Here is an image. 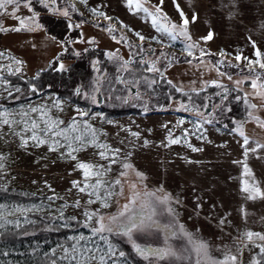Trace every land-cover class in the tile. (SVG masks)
I'll return each mask as SVG.
<instances>
[{
  "label": "rangeland",
  "instance_id": "374dc122",
  "mask_svg": "<svg viewBox=\"0 0 264 264\" xmlns=\"http://www.w3.org/2000/svg\"><path fill=\"white\" fill-rule=\"evenodd\" d=\"M176 2L190 20L194 11L198 15L195 23L189 24L192 40L199 45V48L194 50L193 57L200 56L199 49H204L218 57H220L218 53L224 50L228 55L220 58L226 60V70L216 68L215 58L211 59L208 55L199 59L188 57L182 51L184 41L181 38L173 42L162 36L152 26L150 17L145 16L143 12L129 9L127 0H87L86 5L76 2V11L70 13V19L49 12L40 14V23L44 29L36 32L11 31L10 29L17 26L18 21L10 15L13 9L9 6L8 12L0 15V26L8 29L0 31V53L3 54L0 55V100L8 98L9 92L11 94L17 92L18 87L11 86L9 77L18 76L25 80L48 70L61 74V71L56 70L61 62L67 69L71 65L77 68L84 66L87 77L77 78L81 72L78 71L76 77L67 78L69 89L61 91L62 94L59 96L54 94L56 91L49 90L38 94L39 96L30 102L13 108L0 106V111L8 110L17 113L29 106H51L54 100H59L62 102V111L53 108L51 114L63 119L67 124L73 117L81 119L77 109L85 111L84 105H77L74 100L93 108L100 107L82 120L88 121L99 132L105 133L100 136L101 142L121 150L120 160L112 166L108 179L119 176V173L123 171V163L133 164L134 168L145 176L143 181H137L135 175L130 174V179L137 182L139 187H146L152 191L163 188L164 192L173 198L170 206L177 213L175 217L177 232H179V225H184L189 232L210 244L213 256L222 258L223 253L229 249L233 254L236 253V245L240 243L237 238L246 230L264 233V200H247L245 194L240 191L243 172V164L240 162L245 159V147L243 137L235 129L238 122L247 118V109L243 99L237 100L236 97H243L244 93L251 92V89L246 81L240 86V90H235L234 81L248 76L249 73L244 62H240L239 66L235 67L236 70L227 63L237 65L238 62L234 59L237 53L255 59L254 49L251 46L253 41L261 52H264V27H261L264 25V0H241L240 14L232 18H229L231 9L226 6L228 0H191V4L189 0H176ZM150 3L156 5L159 0H150ZM59 4L62 7L66 6L64 0H59ZM93 8L104 12L112 19L105 21L102 17L97 18L91 11ZM163 12L171 21L180 22L173 0H164ZM17 15L30 14L22 7ZM52 17L57 20L64 18L73 27L61 30L62 36L57 35L56 38L54 33L50 32L53 25ZM76 24L80 27H74ZM110 24L116 29L112 34L102 30L103 26L108 27ZM121 25L127 27H121ZM210 31L214 34L213 39L202 40L201 38L206 37ZM136 32L147 38L145 43L182 54L180 62L163 69L165 78H161L159 74L143 71L138 68L139 64H130L128 72L120 71L121 63L113 62L114 58L111 59L113 63H108V55V58L104 57L112 53L115 47H121L123 43V40H120L121 37H125V41L140 42L134 34ZM113 36L116 39H113ZM53 37L55 39H52ZM153 37L156 39H152ZM74 38L78 40L72 43ZM157 39L170 46L164 47L162 43L156 42ZM90 40L95 42L89 43ZM117 40L120 42L117 43ZM87 50L92 52V58L85 53ZM74 52H79L80 55H74ZM17 60L22 63L17 64ZM189 60L191 63L187 62ZM94 62L96 67L93 66ZM77 68L72 71L75 73ZM96 68H99V71ZM219 72L230 74L232 80H229L227 75L220 76ZM133 73L136 78L147 76L157 81L156 93L159 94L157 96L153 93L154 85L149 88L144 81H141L138 86L140 90H146L148 94L155 96L153 101L156 104L155 109L145 110L139 115L132 111L134 114L106 117L104 113L107 110H132L135 106L144 109L143 100L133 102L130 99L128 103H123L122 100L115 99L116 96L131 97L130 91L123 87L124 84L116 82V77L124 76L125 79H131ZM104 77L106 80L99 87L98 82ZM97 78H99L98 81ZM169 80L172 84L168 83ZM213 80L219 81L230 90L227 99H223L222 89L213 86H208L207 89L211 90L209 94L197 95L191 91L193 88L200 91L206 86L205 82ZM173 85L182 87L184 92L192 97L191 103L201 106L200 109L203 105L212 104L214 109L208 118L213 121H222L223 117L228 119V116L237 113V117L231 120L235 128L230 129L226 126L222 129L213 123H203L201 115L184 109L177 110L181 103H190L188 96L177 92ZM94 87L102 89L104 101L100 106L98 92L95 93L96 103L85 98L84 95L75 93L77 88L91 93ZM252 102L261 104L259 99H253ZM161 104L165 105L164 109L160 108ZM256 114L264 119V109L258 110ZM181 121L183 123H180ZM243 129L250 141L248 148L256 147L257 143L264 144V128L259 127L254 121H248L244 123ZM133 133H138V136H134ZM0 134L3 135L0 139V155L5 157L3 161H0L3 164L0 170V204L6 205L7 209L12 211V215L7 216L9 223L4 228L31 224L29 221L35 222L34 214L61 217L63 213V216L74 217L83 224V227L71 237L79 235L87 237L91 236V232L88 227H84L87 222L84 216L85 211L99 210L100 214L109 215L117 212L119 207L127 202L124 197H114L107 209L100 208L99 202L88 204L87 194L72 188V182H82L83 176L74 168L76 161L60 158L65 149L51 152L47 145L33 147L31 142L27 148H22L19 137L13 135L7 126L0 129ZM169 135L174 139L179 138L181 142L169 144ZM188 144L202 151L194 152ZM96 151L95 148L90 147L87 151L77 154L78 160L108 163L100 160L98 155H94ZM247 163L253 171L255 180L264 189V148H259L255 152L249 151ZM4 191L27 192L33 198L27 203H11L2 198ZM128 194L127 183H125V196ZM50 197L52 199H49ZM76 201L80 202L79 207L75 206ZM242 207L247 212L246 217L240 211ZM15 208L31 209V211H13ZM160 219L162 222H167L172 217L165 214ZM221 219L225 220L224 225L219 224ZM110 236H114L129 247L135 263L150 264L149 260L143 259L132 250L126 238ZM110 236L109 240L115 245ZM93 241L101 246L104 245L98 237H94ZM138 242L155 247L162 244V236L159 233L138 234ZM171 243L179 249L186 242L183 239H173ZM69 246H60L53 251V254L60 259L63 256V248ZM115 246L120 251L118 245ZM258 253V248L249 245V248L240 255L241 264H250L254 257L259 258ZM123 260L124 258H120L117 264H122ZM62 261L67 264V261ZM109 264L112 262L109 261ZM127 264L133 263L127 259ZM151 264H187V262L174 259L158 262L153 258Z\"/></svg>",
  "mask_w": 264,
  "mask_h": 264
},
{
  "label": "snow or ice",
  "instance_id": "6c2138e0",
  "mask_svg": "<svg viewBox=\"0 0 264 264\" xmlns=\"http://www.w3.org/2000/svg\"><path fill=\"white\" fill-rule=\"evenodd\" d=\"M79 2L82 4H87V0H64L66 6H60L59 0H0V15L8 12L9 6H12V12L10 15L18 21L17 26L10 29L14 32L28 31L36 32L44 29V26L40 23V12L36 11V5H39L47 12L53 15H60L65 18H71L70 13L76 11L75 3ZM240 3L241 0H228L226 5L231 9L229 12V18L238 16L240 14ZM173 4L180 17V22L176 23L170 20L166 13L163 12L164 0H159V3L152 5L150 0H127V6L130 10H135L136 12H143L145 16L151 18L152 26L155 30L162 34V36L167 37L170 41H176L177 38H181L184 41V47L182 51L186 53L188 57L194 56V50L199 48L197 42L192 40V36L189 32V24L195 23L198 19L197 13L194 11L191 20L187 14L181 9L180 5L173 0ZM191 4V0H189ZM27 10L30 15L19 16L17 13L21 8ZM93 15L97 18L102 17L105 21H110L112 18L106 15L104 12L98 9H91ZM99 26V25H97ZM69 27H73L69 24ZM74 27H80L79 24L74 25ZM121 27H127L126 25H121ZM264 27V25H261ZM0 26V31H7ZM109 34H112L116 29L113 25H109L106 29ZM138 40L140 41V46H138V51L144 53L145 50L142 45L147 39L144 35L139 32L134 33ZM213 33L210 31L206 37L201 39L204 41H210L213 39ZM52 39H55L54 37ZM113 39H116L113 36ZM152 39H156L153 37ZM120 40H126L125 37H121ZM117 40V43L120 42ZM94 40H90L89 43H94ZM157 43H162V40L157 39ZM129 47L132 45L129 43ZM164 47H169V44H163ZM251 46L254 49L255 59L243 56L237 53L234 59L238 62L237 65H231L228 62V66L238 67L240 62L245 63V67L248 76L242 79L235 80L236 85L235 90H240V86L246 81L249 83L251 92H245L243 97L237 96V100L243 99V103L247 109V118L244 121L237 123L235 131L243 137L244 151V161L240 163L243 164V172L241 177V188L240 191L245 194V199L247 200H264V189H262L259 183L255 180L252 169L247 163V157L249 151L255 152L259 148H264V144L257 143L256 147L248 148L250 141L247 135H245L243 125L248 121H254L259 127L264 128V119H262L256 112L260 109H264V52L257 47L256 43L251 42ZM67 51V49H65ZM74 55L79 56V52H74ZM0 55H3L0 53ZM110 59H121L118 57L117 53H108ZM200 57L205 55H211L204 49H199ZM218 55L220 57H225L228 54L221 50ZM160 56L167 60L168 54L163 51ZM191 63V61H187ZM17 64L22 63L17 60ZM133 63L132 60L122 61L120 65V71L128 72L129 65ZM140 64H146L147 68L145 71L149 73H157L161 78L164 77V72L158 67L159 57L154 60H140L137 61ZM220 64H224L225 61H218ZM171 65V61L165 67ZM94 67H96V62H94ZM57 71H68L65 65L61 62L59 63ZM99 71V68H96ZM19 71V69H17ZM220 76L227 75L229 80H232L230 74L224 72H219ZM99 78H97V81ZM141 81H144L147 87L151 88L156 84L155 79H149L147 76H141L136 78L133 73V78L125 79L122 76L116 77V82L119 84H124L125 86H130L132 88H137ZM172 84V81H168ZM206 85L210 84L213 87L223 90V99H227V94L229 89L220 83L219 81L213 80L210 82H205ZM177 92H181L183 95L188 96L189 103L192 101V97L183 91L182 87H177L173 85ZM203 90V89H201ZM20 91V89H16ZM31 91L35 92L36 88L33 87ZM199 95V92L193 88L191 90ZM99 92L98 87H94L91 93L83 92L81 88L76 89L77 95H84L85 98L90 99L93 103H96L95 93ZM11 95V92H9ZM220 95V93H218ZM135 99L141 98V93L139 89L134 94ZM115 99L122 100L123 103H128V97L116 96ZM253 99H259L261 104L253 103ZM207 108V105H203ZM55 108L62 111V102L59 100H54L51 106L39 105V106H29L25 109H21L17 113L9 112L8 110L0 111V129L7 126L13 135L19 137L20 147L27 148L30 145L33 147H41L47 145L48 150L51 152H58L60 149H65L61 153V159L67 158L71 161H76L74 168L82 173L83 181H73L72 188L77 189L80 193H85L89 197L87 201L88 204H95L99 202L100 208L107 209L110 207L111 201L114 197H124L126 203L121 205L117 212L109 215L100 214L99 210L85 211L84 216L87 222L84 227H88L91 236H74L69 237L73 243L69 247L63 248V256L60 258L67 261V264H117L120 258H124L122 264H127L126 253L122 250L118 251L115 245L109 240L110 235L120 236L126 238L127 242L130 243L132 250L140 257L145 260H151L154 258L156 261H165L174 259L176 261H184L187 264H241L240 255L243 254L245 249L249 248V245L259 249V258H253L250 264H264V233L254 232L251 230H246L237 239L240 241L236 245V253L229 249L223 253L222 258H217L211 254L210 244L200 237H197L194 233L189 232L184 225H179V232L176 230L175 217L177 213L175 209L170 205L172 203V197L170 194L164 192L163 188L157 189L155 191L148 190L146 187H139L137 182L130 179V174H134L137 181H143L145 176L142 172L136 170L131 163H123V171L119 173L117 178L108 179L109 174L112 172V166L117 164L120 160V149L112 148L106 142L100 141V136L105 135V133L99 132L91 123L88 121H83L82 118L89 115L88 111H81L77 109V114L81 119L73 117L70 122L66 124L63 119L58 116H53L52 109ZM184 109L185 111H190L188 104L181 103L177 110ZM199 115L203 117V123L211 124L212 120L205 116L203 112ZM19 117V118H16ZM94 118V117H93ZM180 123H183L181 121ZM134 136H138V133H133ZM187 135V133H185ZM3 135L0 134V139ZM169 144H179L181 141L179 138H172L171 135L168 137ZM187 143V141H185ZM147 145V141H145ZM95 148L97 151L94 155H98L100 160L107 161L108 163H94L91 161H81L78 160V153L82 151H87L88 148ZM188 147L192 151H202L192 147L188 144ZM130 155V154H129ZM5 157L0 155V161H3ZM3 164L0 163V170H2ZM125 183H127L128 195L125 196ZM158 193H163L158 194ZM94 197V199H92ZM49 199H52L51 197ZM179 201L177 200V203ZM76 207L80 206V202L76 201ZM199 207V205H197ZM13 211H31V209L15 208ZM243 216H247L246 210L242 207L240 209ZM167 214L172 217L171 220L167 222H162L160 217ZM12 215V211L7 209L6 205L0 204V228H4L6 224L9 223L7 216ZM63 216V213H61ZM71 219H75L74 217ZM94 221V223H92ZM34 223V221H29ZM225 220L221 219L219 221L220 225H224ZM144 233H159L162 236V244L159 246L142 245L138 242V234ZM98 237L100 241L104 242L101 246L98 242H94L93 238ZM173 239H183L186 243L181 248L177 249L171 241ZM84 242L83 244L81 242ZM259 242V243H257ZM118 252V255H117ZM53 264H56L53 261Z\"/></svg>",
  "mask_w": 264,
  "mask_h": 264
},
{
  "label": "trees",
  "instance_id": "16d2710c",
  "mask_svg": "<svg viewBox=\"0 0 264 264\" xmlns=\"http://www.w3.org/2000/svg\"><path fill=\"white\" fill-rule=\"evenodd\" d=\"M36 11H39L40 14L47 13V10L42 9L39 5H36ZM52 18L53 25H51L52 27L50 32L54 33L53 35L55 37L57 35L62 36L60 33L61 30L70 29V23L68 22V20L64 18L58 20L54 19L55 17ZM103 28L106 29L107 27L103 26ZM76 29L77 28H75V30ZM77 40L78 38H74L72 43L76 42ZM68 43L69 42H67V44ZM70 48L68 49L69 52L71 51ZM85 53L88 54L87 56H90V58H92L91 51L87 50V52ZM208 56L211 57V59H217V57L212 53ZM74 68L77 67L75 65H71L68 71H64L61 74H56V72H53L52 70L43 71L38 76L31 77L25 80L18 76L9 77L8 80L11 86H17L20 91L14 92L8 98L0 100V106L13 108L15 106L30 102L31 100H33V98L38 97V94L48 92L49 90H51L50 92H52L53 90L56 91L54 92V94L59 96L60 94H62L61 91L69 89L67 78H69L70 76L76 77V73L78 71L81 72L79 73V75L77 74V78H79L80 76L87 77V74L85 75L84 66H82V68L78 67V70L75 73L72 71ZM232 68L236 70L235 67ZM33 87L36 88L35 92L31 91ZM207 92L208 91H206V93ZM74 103L77 105H84V110L88 111L89 114L93 110H97L100 108H93L90 105L86 106L85 103L77 100H74ZM131 113L132 110L130 109L123 111L113 109L107 110L104 115L106 117H119ZM135 113L139 115L141 114V111H136ZM236 114L237 113L231 114L230 116H228V119H226L227 117H223L221 119L222 121L212 120V123L222 129L226 128V126H229L228 128L230 129H234L235 126H233L231 120L237 117ZM1 196L7 202H15L18 204L27 203L33 198L31 194L21 191H4L2 192ZM33 217L35 219L34 223L23 226H10L0 229V264H53V261H55L56 264H66L57 256H55L53 254V251L60 246L71 245L73 241L70 240L69 237H71L77 230L82 228L83 224L80 221L71 219L72 217L67 215L55 217L53 215L41 216L38 214H34ZM110 238L113 239L112 242L115 245H118L119 250H122L126 253V257L128 260H130L133 264H142L139 262H134V259L131 256V252H129L130 249L125 243L118 241V239L114 236H110Z\"/></svg>",
  "mask_w": 264,
  "mask_h": 264
},
{
  "label": "flooded vegetation",
  "instance_id": "af4514ba",
  "mask_svg": "<svg viewBox=\"0 0 264 264\" xmlns=\"http://www.w3.org/2000/svg\"><path fill=\"white\" fill-rule=\"evenodd\" d=\"M129 43L132 45V47H129L128 46ZM138 46H140V42L137 43V42H132L130 40H128V41L123 40V43L121 44V47L120 48L115 47V49L112 50V53L113 52L114 53H117L118 57H120L121 59H115L114 58L113 62H115V63H122V61L132 60L133 61V63H131L132 65L139 64L138 65V68H141L143 71H145V69L147 68V65L146 64L137 63V61H140L142 59H144V60H154V59H157V57H159V63H158L157 66L160 67L161 70L163 71V69L165 68V65L168 64V61H171V65L173 63H178V62H180V59H181L180 56H182V54H180V53H177V52H174V51H168V49H166V48L158 47V46H156L154 44L145 43V42L143 43L142 47L145 50L151 49V50H154V51H145L144 53H141V52L138 51ZM117 49H120V50H117ZM162 51L164 53L168 54L167 60L164 57L160 56V53ZM104 57L105 58H108L107 57V54ZM192 59H195V58L193 57ZM218 61H226V60H223V59H220V58H217V59L214 60V63H217V64L221 65V68H223L224 70H226L227 64H225V63L224 64H220V63H218ZM109 62L110 63H113L111 61V59L108 58V63ZM155 74L157 75V73H155ZM123 78H124V76H123ZM102 79H103L102 81H99L98 82V86L99 87L102 86L103 82L106 80V77H104ZM154 86H155V90L153 91V93H155L154 95L157 96V95H159V94L156 93V91L158 89L157 83L154 84ZM123 87L126 88V89H128L130 91L129 96H131V97H128V100L132 99L133 102H136L137 100H139V101L140 100H143L142 102H144L143 103V106H145L144 109L138 108L136 106H135L136 108L133 107L132 111H134V113L136 111H138V110H140L141 112H144L145 110H148V109H155V105L156 104L153 102L154 99H155V96L154 95L148 94L146 92V90H140L141 88L138 87V89H139V91L141 93V98L140 99H135L133 97H134V94L136 93V91L138 89L137 88H132L130 86H125V85ZM114 88H116V87H114ZM100 90H102V89L100 88L99 91ZM183 91H185V90H183ZM210 91L211 90H208L207 93L209 94ZM202 95H204V93H202ZM188 106L191 109L190 110L191 113H196V114L199 115L200 112H203L204 113L205 110L208 109V106H210V103L207 105V108L202 107V109H200L201 106H198V105L192 104V103L188 104ZM160 108H163L164 109L165 108V105L164 104H161L160 105ZM213 109H214V106L212 107V110ZM212 110H211V112H212ZM211 112H209V114ZM134 113H131V114H134ZM209 114H207L205 116H208Z\"/></svg>",
  "mask_w": 264,
  "mask_h": 264
},
{
  "label": "water",
  "instance_id": "95a60500",
  "mask_svg": "<svg viewBox=\"0 0 264 264\" xmlns=\"http://www.w3.org/2000/svg\"><path fill=\"white\" fill-rule=\"evenodd\" d=\"M98 97L100 98V103L102 102V95L101 92H98ZM212 110V104H210V106H208V109L205 110L204 115H207L209 112H211Z\"/></svg>",
  "mask_w": 264,
  "mask_h": 264
},
{
  "label": "crops",
  "instance_id": "0c3cea01",
  "mask_svg": "<svg viewBox=\"0 0 264 264\" xmlns=\"http://www.w3.org/2000/svg\"><path fill=\"white\" fill-rule=\"evenodd\" d=\"M208 85H210V84H208ZM208 85H206L205 87H203L202 89L204 90Z\"/></svg>",
  "mask_w": 264,
  "mask_h": 264
}]
</instances>
